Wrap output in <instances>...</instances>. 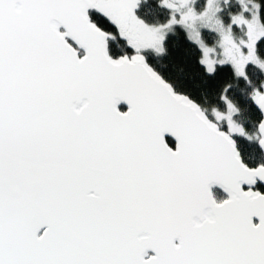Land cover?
<instances>
[{
  "label": "snow or ice",
  "instance_id": "obj_1",
  "mask_svg": "<svg viewBox=\"0 0 264 264\" xmlns=\"http://www.w3.org/2000/svg\"><path fill=\"white\" fill-rule=\"evenodd\" d=\"M240 3L226 26L208 23L219 9L207 0L199 15L151 27L134 14L138 0H0V264H264V193L242 188L264 182V164L243 163L231 135L253 137L227 97V113L211 110L225 132L140 54L163 51L171 25L201 20L219 34L218 63L247 80L249 63L264 71V22L259 3L250 16ZM88 9L135 54L111 58L112 34ZM189 39L213 72L216 49L199 31ZM251 98L264 114V81ZM257 130L264 148V118ZM211 185L227 198L217 202Z\"/></svg>",
  "mask_w": 264,
  "mask_h": 264
},
{
  "label": "trees",
  "instance_id": "obj_2",
  "mask_svg": "<svg viewBox=\"0 0 264 264\" xmlns=\"http://www.w3.org/2000/svg\"><path fill=\"white\" fill-rule=\"evenodd\" d=\"M259 3V16L264 22V0H250ZM207 0H197L195 6L198 12L204 10ZM136 16L145 24L163 25L169 19L170 11L160 3V0H138ZM238 0H228L218 12L221 22L226 26L233 14L240 13ZM91 20L101 29L112 35L108 38V52L113 58L128 54L130 46L121 38L116 25L108 20L97 10H90ZM200 38L208 45H213L219 39L216 31L199 28ZM240 30L233 26V34L239 36ZM114 37V38H113ZM163 51L156 52L154 49H147L143 52L146 62L165 80L175 92L188 96L197 103L208 118L216 122L220 129L228 131L226 121H216L211 110L216 109L227 113V105L221 96L227 99L235 109L230 113L231 119L239 124L251 140L245 136L233 133L231 136L236 142L242 161L248 167H256L264 163L262 154L257 143V125L261 114L251 98L254 87H258L264 81V71L258 66L249 63L246 67L248 79L235 75L230 64H217L215 70L207 72L200 64L202 55L198 44L189 39L188 30L176 26L167 29L164 39L161 42ZM257 53L264 58V38H261L256 45ZM120 109H124L120 106ZM170 145L173 142L167 139ZM259 189H263L258 186Z\"/></svg>",
  "mask_w": 264,
  "mask_h": 264
},
{
  "label": "rangeland",
  "instance_id": "obj_3",
  "mask_svg": "<svg viewBox=\"0 0 264 264\" xmlns=\"http://www.w3.org/2000/svg\"><path fill=\"white\" fill-rule=\"evenodd\" d=\"M175 1H177V3H178V8H177L178 11H177V12H178L179 14L187 12L188 9H190V8L194 10V8L192 7V6H193V4H192V0H171V2H172L173 4L175 3ZM227 2H228V0H214V5H213V7H214V8H218L219 11H220V9L223 8V4H224V3H227ZM238 2H239L240 10L242 11V6H241V3H240V0H238ZM243 3H244V5H246L247 8L250 10L249 12H244L243 14H244L245 16H250V15H251V12H252V11H255V9H253V4H254V3H253L252 1H250V0H243ZM219 11L215 12V15L212 17V20L208 22L209 24H214V22H215L216 19H219V20H220V17H219V14H218ZM176 16H177V18L179 17V15H178L177 13H176ZM203 26H204L203 21H201V20H196L195 23H194V27H193V28H187L186 30H188V33H190V32H193V31H198V29H199V28H202ZM233 26H234V25H233ZM183 27H184V26H183ZM184 28H186V27H184ZM204 28H206V27H204ZM207 29H209V28H207ZM239 30H240V29H239ZM165 31H166V30H164V33H165ZM217 34H218V32H217ZM218 35H219V34H218ZM243 35H244V33L240 30L239 36H235V35L233 34V37H234V39L239 40L241 37H243ZM108 38H109V37H108ZM201 40H202V39H201ZM218 40H219V39H218ZM218 40H217V42H218ZM202 41H203V40H202ZM203 42H204V41H203ZM217 42H215L213 45H208V44H206V43L204 42L207 46L216 49V52L212 54V58H213L215 61H217V63L215 64V66H216L217 64H219L218 61H219L220 59L223 58L221 55H219V53H220V48H219ZM79 53L81 54V52H79ZM220 121H226V122H227L226 119H221ZM237 125H239V124H237ZM239 126H240V125H239ZM240 127H241V126H240Z\"/></svg>",
  "mask_w": 264,
  "mask_h": 264
},
{
  "label": "flooded vegetation",
  "instance_id": "obj_4",
  "mask_svg": "<svg viewBox=\"0 0 264 264\" xmlns=\"http://www.w3.org/2000/svg\"><path fill=\"white\" fill-rule=\"evenodd\" d=\"M175 5H176V9H170V8H168V7H166L169 11H170V15H169V19H170V16L171 15H176V13L178 14V15H180L177 11H178V3H177V1H175V3H174ZM192 4H193V8H194V11L197 13V15H199V13L200 12H198L197 10H196V8H195V6H196V4H197V0H192ZM137 7V6H136ZM134 8L133 9V11H134V14L136 15V13H135V10L137 9V8ZM92 10H96V9H92ZM203 11V10H202ZM201 11V12H202ZM90 12V11H89ZM104 15V14H103ZM90 16V15H89ZM105 16V15H104ZM106 17V16H105ZM139 18V17H138ZM91 19V18H90ZM140 19V18H139ZM168 19V20H169ZM109 20V19H108ZM168 20L166 21V23L168 22ZM92 21V20H91ZM110 21V20H109ZM93 22V21H92ZM111 22V21H110ZM165 23V24H166ZM96 24V23H95ZM147 25H149V24H147ZM149 26H151V27H158V26H160V25H149ZM176 26H180V27H182V28H184L182 25H180V24H173V25H171V27L170 28H172V27H176ZM170 28H168V29H170ZM203 28H204V26H203ZM184 29H187V28H184ZM165 30H167V29H165ZM121 38H123L126 42H127V39L126 38H124V37H121ZM162 42V41H161ZM128 44V43H127ZM129 45V44H128ZM130 46V45H129ZM147 49H153V48H145V49H141L140 50V54H142L143 56H144V54H143V52L145 51V50H147ZM129 50V53L128 54H124V55H127V56H130V55H133V54H135V50L130 46V48L128 49ZM82 54V53H81ZM120 56H123V55H120ZM119 57V56H118ZM145 57V56H144ZM117 58V57H116ZM119 108H120V106H119ZM124 108V107H123ZM121 110H124V109H121ZM167 139H170V138H166V140ZM171 140V139H170ZM172 141V140H171ZM173 142V141H172ZM170 145V144H169ZM170 146H172V147H174V142H173V144L172 145H170ZM258 186H261L262 187V185L260 184V183H256L255 185H254V187H251L253 190H258V191H260V192H263V189L261 190V189H259V187ZM244 189H247V187H243ZM263 188V187H262ZM212 194H213V198L217 201V202H219V201H221V200H223V199H226L227 198V195L224 193V192H222L221 190H219V189H217V188H212Z\"/></svg>",
  "mask_w": 264,
  "mask_h": 264
},
{
  "label": "water",
  "instance_id": "obj_5",
  "mask_svg": "<svg viewBox=\"0 0 264 264\" xmlns=\"http://www.w3.org/2000/svg\"><path fill=\"white\" fill-rule=\"evenodd\" d=\"M90 10H92V9H88V15H89V11ZM89 18H90V16H89ZM90 21H91V19H90ZM92 22V21H91ZM94 23V22H93ZM95 24V23H94ZM97 26V25H96ZM97 27H99V26H97ZM100 28V27H99ZM101 29V28H100ZM102 31H104L103 29H101ZM104 32H106V31H104ZM107 33V32H106ZM106 47H107V52H108V37H106ZM79 52H81L82 54H83V50L82 49H80L79 50ZM108 54H109V52H108ZM142 55V54H141ZM110 56V55H109ZM123 56H125V55H123ZM130 56H132V55H130ZM129 56V57H130ZM111 57V56H110ZM119 57H121V56H119ZM119 57H117V58H119ZM111 58H113V57H111ZM145 58V57H144ZM113 59H116V58H113ZM145 63L149 66V67H151L147 62H146V59H145ZM152 68V67H151ZM152 70L154 71V72H156L153 68H152ZM157 73V72H156ZM158 74V73H157ZM159 75V74H158ZM160 76V75H159ZM161 77V76H160ZM162 78V77H161ZM163 79V78H162ZM164 80V79H163ZM165 81V80H164ZM165 82H167V81H165ZM168 83V82H167ZM169 84V83H168ZM170 85V84H169ZM171 86V85H170ZM172 87V86H171ZM173 89V88H172ZM173 91H174V89H173ZM175 92V91H174ZM175 93H177V92H175ZM177 94H180V93H177ZM181 95H184V94H181ZM186 96V95H185ZM188 97V96H187ZM189 98V97H188ZM190 99V98H189ZM191 100V99H190ZM193 101V100H192ZM194 102V101H193ZM195 103V102H194ZM197 104V103H196ZM198 105V104H197ZM119 106H123L124 107V110H121L120 108H119ZM199 106V105H198ZM255 106H256V104H255ZM117 107H118V109L119 110H121V111H126L127 110V104L126 103H124L123 101L122 102H120L118 105H117ZM200 107V106H199ZM201 108V107H200ZM256 108L258 109V111L260 112V114H261V119L262 118H264V114H262L261 113V111L259 110V108L256 106ZM260 119V120H261ZM214 122V121H213ZM214 123H216V122H214ZM217 126H218V128L220 129V127H219V125L217 124ZM221 131H225V130H223V129H220ZM225 132H227V131H225ZM257 133H258V130H257ZM166 138H170L173 142H174V146H175V141H174V138H172V137H170V136H167L166 135ZM231 138L234 140V138L231 136ZM235 141V140H234ZM257 143H258V141H257ZM235 145H236V142H235ZM258 146H259V148H260V150H261V152H262V154L264 155V148H261V146L259 145V143H258ZM237 148V147H236ZM239 152V151H238ZM242 160V159H241ZM243 162V161H242ZM244 163V162H243ZM264 164V163H263ZM249 168H255V167H249ZM256 183H260L261 185H262V187H263V192H261V193H264V182H261L258 178H256ZM255 183V184H256ZM254 184V185H255ZM254 185H247V184H242V188L243 187H247V189L248 188H251V187H254ZM212 188H217V189H219V190H221L222 192H224L226 195H227V193L219 186V185H211L210 186V190H211V192H212ZM247 189H245V190H247ZM252 189V188H251ZM253 190V189H252ZM254 221H255V218H254Z\"/></svg>",
  "mask_w": 264,
  "mask_h": 264
}]
</instances>
